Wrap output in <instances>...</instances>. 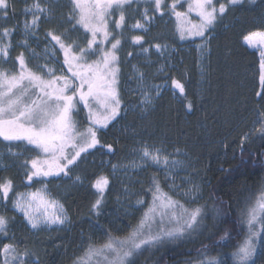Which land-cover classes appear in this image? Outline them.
<instances>
[{
    "label": "snow or ice",
    "instance_id": "1",
    "mask_svg": "<svg viewBox=\"0 0 264 264\" xmlns=\"http://www.w3.org/2000/svg\"><path fill=\"white\" fill-rule=\"evenodd\" d=\"M55 3L56 0H32L30 4L26 2L22 9L25 17L22 21L17 20L11 27L0 26V58H3V63L13 59L12 38L18 34V30L24 37L15 45L24 49L13 60L16 71L0 70V141L9 145V155L12 156L19 155L12 151V146L17 143L26 142L37 152L35 158L25 160L20 165L25 169V185H30L36 178L65 176L73 179L70 175L72 170L91 150L99 147L109 153L115 152L114 145L102 143L98 133L115 122L124 108L118 90L121 72L118 53L125 42L126 27L130 31H147L145 25L151 23L157 14L171 15L178 22L177 31L181 39L193 36L203 40L218 17L225 15L228 7L240 4L241 0H227V3H219L218 7L214 0H190L185 12L177 11L181 0H173L170 4L167 0H70V12L60 22L70 24L71 28L59 35L51 29L45 32V36L50 38L49 46L43 49L41 55L29 47V40L36 38L42 22L54 18V9L50 4ZM141 3L147 5L141 12L142 19L129 26L124 9L137 4L135 11L139 12ZM9 8L14 17L16 8L12 0H0V20L9 19ZM117 11L118 18L114 15ZM149 12L153 15H148ZM191 13L197 15L199 23H191ZM81 29L85 36L90 37L84 46L67 35ZM243 41L250 48L261 49L259 80L262 91H258L256 95L264 97V30L249 32L243 36ZM144 42L142 36L131 38L134 46ZM152 48L161 54L166 50L165 45L156 44L143 48L142 52L147 54ZM197 49L203 54V45H197ZM133 55V52H129L128 58ZM42 58L45 62L41 64L39 60ZM33 59L37 63L30 67ZM50 61L58 63L64 74L56 75L57 70L49 66ZM163 70L164 66L161 65L157 72ZM132 72L138 84L139 106L146 112L160 94V89L167 87V84L146 83L145 72L136 65H132ZM171 84L174 95L175 90H178L184 107L191 111L194 105L188 99L184 83L173 78ZM81 111L85 112L87 123L83 128L81 121L76 118ZM254 136L264 140V108L256 111L252 129L239 136L242 164L247 163L244 159L245 146ZM227 148L228 144H225V150ZM131 154L143 163L132 160L128 164H113L112 172H128L129 169L135 171L155 166L158 170L165 171L163 183L168 185L169 191H165L159 178L153 175L149 186L141 187L140 191L144 196L137 199L134 205L137 209L144 208L138 222L123 236L105 231L106 240L101 244L89 242L81 255L72 260V264H132L131 258L145 248L154 247L166 240H179L200 227L207 205L188 206L201 196L200 185L192 180L196 173L182 177L179 184L176 182L177 174L191 167V163L185 159L187 153L180 147L169 152L162 143L157 146L145 141L133 148ZM260 156H264V153ZM73 183L82 184L81 176L77 175ZM184 185L190 187L180 191ZM109 187L110 180L106 176H99L91 183L97 198L91 203L90 211L97 216L101 214ZM14 191L15 185L11 178L0 179V206L8 210V202L11 200V210L22 213L32 230L63 226L68 222L64 204L51 195L46 185L30 193H15L13 199ZM124 191L129 190L125 188ZM170 193L183 196L185 202L175 199ZM149 195L150 201L147 199ZM244 205L239 210V224L246 225L247 232L231 253V258L233 264H256V259L264 254L261 251L264 248V183L255 194V199L247 197ZM214 211L219 215L221 210L217 208ZM10 219L12 218L0 215V234H3L4 239L9 238L7 227ZM230 235L225 230L220 240L225 241ZM11 239L15 240V237ZM200 255L203 258L199 261L189 260L185 264H223V261L209 257L204 252ZM31 256L32 253L27 248L21 252L15 243H4L0 247V264H27ZM32 264H38V261L34 260Z\"/></svg>",
    "mask_w": 264,
    "mask_h": 264
},
{
    "label": "trees",
    "instance_id": "2",
    "mask_svg": "<svg viewBox=\"0 0 264 264\" xmlns=\"http://www.w3.org/2000/svg\"><path fill=\"white\" fill-rule=\"evenodd\" d=\"M12 2L15 4L16 15L13 17L9 8V19L0 20V26L11 27L19 20L20 2ZM172 2L173 0H167L169 4ZM214 3L218 7L219 3H227V0H214ZM50 6L54 9V18L42 23L40 33L44 35L51 29L59 35L71 28L70 24L60 22L70 12V0H56ZM146 6L139 4V12L135 11L137 4L124 9L129 26L139 19ZM181 7L182 5L178 6L177 11L184 12ZM114 15L118 18L119 11ZM166 16L165 26L161 28L164 24L159 22L148 34L130 31L127 27L124 29L125 42L118 53L121 61L120 86H123V80L130 71L129 52L134 53L145 45L170 43L177 50L175 59L154 78L155 82L166 83L168 86L156 96L147 113H127L124 117L120 115L108 128L98 133L102 143L114 145L115 152L109 154L102 148H97L77 164L76 170L83 172L87 179L86 185L69 188L60 195L70 217L69 227L31 234L22 217L11 210L12 203L9 200L8 210L0 206V215L12 218L7 227L9 238L4 239L3 234H0V247L4 243H15L21 252L27 248L32 253L27 264H32L34 260L38 264H72V260L78 256L77 248L82 246L84 250L96 236L104 241L105 231H111L113 235H126L130 227L138 222L139 214H122V208L117 202L119 186L110 184L99 216L90 211L91 203L97 198L91 188V181L99 175L101 169L95 154H102L103 162H106L108 157L126 155L135 142L162 141L184 149L192 170L198 172L195 178L205 185L206 196L197 205H207L204 208L205 219L200 228L184 238L166 240L138 252L131 258L132 264H185L189 260L202 259V252L209 257L218 258L223 264H233L231 253L246 235L245 225L239 224V210L245 206L247 197L255 199V194L264 183V156H260L264 153V140L254 136L246 144V164L241 163L239 150V136L252 129L256 111L264 108V97L256 95L258 91H262L259 82V57L242 43L243 36L249 32L264 30V0H241L240 4L228 7L227 13L218 17L216 24L204 38L207 39V54L202 66L196 47L193 46L200 39L195 38L191 42L180 40L174 16ZM67 35L81 46L90 38L84 35L82 29ZM133 36H142L145 42L134 46L131 43ZM0 68L6 69L5 64L0 62ZM173 78L184 83L188 99L194 105L191 111L184 107L178 90H175L174 95L171 84ZM120 97L125 106L131 96L121 87ZM77 119L81 121L80 114ZM225 144H228L227 150ZM7 145L0 141V149ZM12 147L19 155L9 156L0 170V179L8 177L13 180L14 198L15 193L26 188L23 183L25 169L20 165L37 155V152L26 142ZM228 169L234 171H227ZM153 175L159 178L161 187L166 190L162 176L155 169L144 171L138 187L147 188ZM142 194L144 195L143 192ZM217 208L221 210L219 215L214 211ZM228 229L230 238L220 240ZM13 236L15 240L11 239ZM261 251L264 253V248ZM256 264H264V254L256 259Z\"/></svg>",
    "mask_w": 264,
    "mask_h": 264
},
{
    "label": "rangeland",
    "instance_id": "3",
    "mask_svg": "<svg viewBox=\"0 0 264 264\" xmlns=\"http://www.w3.org/2000/svg\"><path fill=\"white\" fill-rule=\"evenodd\" d=\"M18 2H20V6H19L20 10L18 12L19 20L22 21L25 18L23 13H22V9L25 7L26 2L30 4L32 2V0H18ZM189 2H190V0H181L180 6L182 5L181 8H183L184 12L187 11ZM148 15L151 16V15H153V13L149 12ZM28 18L30 19L31 17H28ZM167 18L168 17L166 15L165 16H160V15L157 14L155 19H153L151 21V23L145 25V28L147 29V31H142V30H134V31L135 32H139V33H144V34L151 33L152 32V28H154L157 25V23L161 22V23L164 24V25L161 26V28L163 26H165V24L167 22ZM141 19H142V17L140 16L139 19H137V20H141ZM174 19H175V17H174ZM189 20L193 24L199 23V18L197 17V15L195 13H191L190 14ZM136 21L133 24H135ZM42 23H41V25H42ZM175 24H176V28H177L178 22L176 21V19H175ZM41 25H40V28H41ZM179 38L182 41L185 40V41H188V42H191L195 38L200 39V41H198V43L194 44L193 46L196 47V50H197L196 53L199 55L200 66H202L204 58H205V56L207 54V39H203L202 40L199 37H193V36H185L184 39H181V36H180ZM23 39H24V37L19 33V30H18V34L15 35L12 38L14 47H13V50L11 52V56H12L13 59L9 60L7 63H3V58H0V60H1L0 62H2V64H5V66H6V69H1L0 68V70H7L9 72L16 71L15 67L12 65L13 64V60H14L15 56L20 51H24V49L19 48V47H15V45H16V43L22 41ZM49 40H50V38L46 37L45 34L43 35L42 33H40V29H39V31L36 32V38L29 40V47L31 49H35L36 52L41 53V55H42L43 54V49L46 46H49ZM242 43L249 50L256 52L258 57H259V52L261 50L260 48H250L244 41H242ZM153 45H156V44H153ZM153 45L142 46V47H140L139 49H137L134 52V55L130 58L131 59L130 71H129L128 75L125 76L126 78L123 80V86H120V80H119V86H118L119 93H120V88L122 87L123 91L126 92L128 94V96H131L130 100L127 101L126 105L121 110V113H120L121 117H124L127 113H130V114L131 113L132 114H139L140 113L141 115H143V114L148 112V111H146V112L142 111L141 107L139 106L140 94H139V90H138L137 81L135 80L133 72H132V65H136L140 70L145 72V74H146L145 75V82L146 83H148V84H161V85L166 84V83H157V82L154 81V78L158 74L157 69L161 65H163L165 67V66L171 65L173 63V61L175 59V55L177 53V50L174 49V47L171 46L170 43H163L161 45H165L166 46V50L163 52V54L158 53L155 50V48H152V50L149 53H147V54H144L142 52L143 48H149V47H151ZM197 45H203L204 46L203 54H201L198 51ZM136 53H139V55H136ZM57 55L59 56L60 53H57ZM93 59H94V57H93ZM61 60H62V56H61ZM44 62H45V60L43 58L41 60H39V63H41V64L44 63ZM36 63H37V61L33 59V60L30 61L29 66L32 67ZM49 66L56 68V70H57L56 71V75L64 74L60 70V65L58 63H56L55 61H50L49 62ZM259 75H260V72H259ZM259 82H260V80H259ZM162 89L163 88H161L160 91ZM153 95H155V93H153ZM80 115H81V121H83V124H81V128L86 127L87 123H86V120H85V112L81 111ZM120 124H121V122H119V125ZM145 141L150 143V144L151 143H155L157 146H160L161 143H162L163 145H165L167 147L169 152H172L174 150V148L177 147V146H173V145H167V144H165L162 141L154 142V141L144 140V141L135 142V144L132 145L128 149V152H127L126 155L118 157V158L117 157H115V158L114 157H111V158L108 157V160L106 162H103V155L102 154H99L97 152L95 154V156L99 160V166L101 167L100 173H99V175L97 177L106 176L110 180V184L113 183L114 185L119 186L120 192H119V196L117 197V202H118V205L122 208V211H123L122 214L125 215V216L126 215H131V214H133L135 212H138L139 218H140L142 213L144 212V208L137 209L136 207H134V205H135L137 199H140V198H142L144 196L142 194V192L140 191V188L138 187V185H139V183H141V176H142V174L144 173L145 170L155 169L156 171H158L160 173V175L162 176L163 181H164L165 171L158 170V168L155 167V166H148V167H144L142 169H138V170H135V171L132 170V169H129L128 172H123V171H117L116 173L112 172V165L113 164H128L132 160H137L138 163H143V162L139 161L137 156H133L131 153H132V149L133 148L138 147L140 143L145 142ZM97 148H99V147H97ZM103 150L105 152H107L105 149H103ZM12 151L17 153L13 147H12ZM93 152H95V150H91L89 154H91ZM107 153H109V152H107ZM109 154H112V153H109ZM9 156H12V155H9V145H7L3 149H0V169L5 166L7 160H9L8 159ZM36 156L37 155H34L32 158H35ZM185 159H187V157ZM193 172H195L196 175L192 176V180L195 181V183L200 185L201 196H200L199 199L195 200L194 203L188 205L189 207L197 206V204L202 200V198H204L206 196L205 185L203 184V182H201L199 180H196L195 176L197 177L198 172L193 171L191 167L188 168L185 171H180L177 174V180H176V182L179 184V183H181V178L182 177H188ZM70 175L72 176L73 179L77 175L81 176L83 183L82 184H74L73 183V179H69L68 177H65V176H60V177H56V178H51L50 177V178H47V179H45V178H36L33 183H31L30 185H26V188L23 191H20L18 193H30V192H33L36 189L41 188V187L46 185L47 188L49 189V192L51 193V195L53 197H55L56 199H58L62 203L60 195L63 194L64 191H67V189H69V188L84 186L87 183V179L84 177L83 172L76 170V167L72 170ZM97 177H95L91 181V183ZM165 185H166L165 186V188H166L165 191H169L168 185L167 184H165ZM188 187H190V185H184L183 188L180 189V191H183V190L187 189ZM125 188H127L129 191L125 192L124 191ZM170 194H172L175 199H178L181 202H185V198L183 196H177L174 193H170ZM14 198H15V196H14ZM148 200L149 201L151 200V196H150V198ZM146 207H147V205H145V208ZM66 212H67V210H66ZM16 213L22 217L24 223L26 224V226H27V228H28V230H29V232L31 234H37V233H41V232H49V231H53V230L58 231V230H62V229H67L69 227V224H70V217H69L68 212H67L69 220L63 226H52L51 228L43 227L40 230H35L34 231L26 223L23 214L19 213V212H16ZM204 219H205V214L203 216L201 224H203ZM201 224H200V227H201ZM245 227H246V225H245ZM228 231H229V229H228ZM246 232H247V228H246ZM103 239H104V241L106 240V238H104V237H103ZM92 240L96 244H101V243L104 242V241L101 240V237H97V236L92 238ZM92 240H91V242H92ZM77 250H78V252L76 253V255H78V256L81 255V253H82L81 251H83L82 246L78 247Z\"/></svg>",
    "mask_w": 264,
    "mask_h": 264
}]
</instances>
